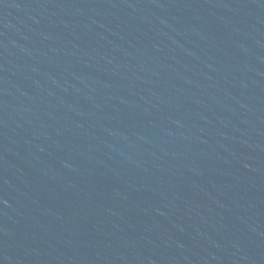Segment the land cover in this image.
I'll use <instances>...</instances> for the list:
<instances>
[{
	"label": "water",
	"instance_id": "obj_1",
	"mask_svg": "<svg viewBox=\"0 0 264 264\" xmlns=\"http://www.w3.org/2000/svg\"><path fill=\"white\" fill-rule=\"evenodd\" d=\"M0 264H264V0H0Z\"/></svg>",
	"mask_w": 264,
	"mask_h": 264
}]
</instances>
